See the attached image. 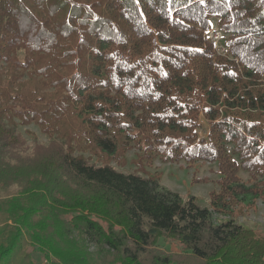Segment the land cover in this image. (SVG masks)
<instances>
[{
	"label": "trees",
	"instance_id": "16d2710c",
	"mask_svg": "<svg viewBox=\"0 0 264 264\" xmlns=\"http://www.w3.org/2000/svg\"><path fill=\"white\" fill-rule=\"evenodd\" d=\"M156 159L216 163L220 190L201 207ZM259 199L264 0H0V264H264L235 218Z\"/></svg>",
	"mask_w": 264,
	"mask_h": 264
},
{
	"label": "rangeland",
	"instance_id": "374dc122",
	"mask_svg": "<svg viewBox=\"0 0 264 264\" xmlns=\"http://www.w3.org/2000/svg\"><path fill=\"white\" fill-rule=\"evenodd\" d=\"M228 37L229 35L221 30L219 40L225 47V50L223 49L224 52H226L224 42ZM208 129V122L201 118L199 136L207 137ZM18 131L22 137L27 140L29 147H32L35 143H47L49 141L47 136L41 133L39 128L34 124L19 126ZM136 153L137 151L135 149L130 151L127 154L126 166H118V168L125 172L135 171L137 166L133 160L136 157ZM148 170L153 173H160L161 183L171 190L178 192L184 198L188 195H194L197 199V203L201 207H208L210 205V193L220 190L217 184V179L219 177L218 166L213 162L199 161L189 166L183 161L177 163H163L160 159H156L152 165L148 167ZM240 177L242 181L249 183L250 175L248 172L241 170ZM237 211H235V218L238 223L252 228L258 234L264 236V202L262 200H257L252 208L250 207L244 210L243 213H238ZM158 248L165 253L183 252L179 244L164 239L163 237L158 241Z\"/></svg>",
	"mask_w": 264,
	"mask_h": 264
},
{
	"label": "built area",
	"instance_id": "2783aa9c",
	"mask_svg": "<svg viewBox=\"0 0 264 264\" xmlns=\"http://www.w3.org/2000/svg\"><path fill=\"white\" fill-rule=\"evenodd\" d=\"M206 34L210 37V39L215 42V46L217 49H219V52H223V49L225 50V47L223 46L222 42H220L219 38L221 36V29L217 25L215 21H213V24L211 25L210 29L206 31Z\"/></svg>",
	"mask_w": 264,
	"mask_h": 264
}]
</instances>
